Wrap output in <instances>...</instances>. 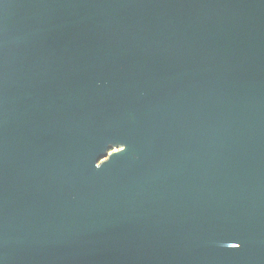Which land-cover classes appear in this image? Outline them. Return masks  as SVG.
<instances>
[{
    "label": "water",
    "instance_id": "water-1",
    "mask_svg": "<svg viewBox=\"0 0 264 264\" xmlns=\"http://www.w3.org/2000/svg\"><path fill=\"white\" fill-rule=\"evenodd\" d=\"M0 264H264V0H0Z\"/></svg>",
    "mask_w": 264,
    "mask_h": 264
},
{
    "label": "snow or ice",
    "instance_id": "snow-or-ice-1",
    "mask_svg": "<svg viewBox=\"0 0 264 264\" xmlns=\"http://www.w3.org/2000/svg\"><path fill=\"white\" fill-rule=\"evenodd\" d=\"M236 247H239V245H236Z\"/></svg>",
    "mask_w": 264,
    "mask_h": 264
}]
</instances>
